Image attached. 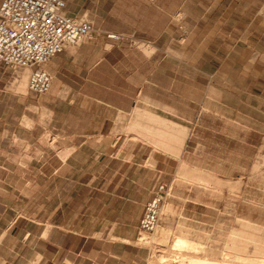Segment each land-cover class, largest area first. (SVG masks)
Returning a JSON list of instances; mask_svg holds the SVG:
<instances>
[{"label":"crops","instance_id":"obj_1","mask_svg":"<svg viewBox=\"0 0 264 264\" xmlns=\"http://www.w3.org/2000/svg\"><path fill=\"white\" fill-rule=\"evenodd\" d=\"M66 10L94 30L44 63L48 92H18L0 68V264H148L136 238L162 183L175 221L212 225L231 204L245 214L264 191L253 174L264 0H67Z\"/></svg>","mask_w":264,"mask_h":264},{"label":"built area","instance_id":"obj_2","mask_svg":"<svg viewBox=\"0 0 264 264\" xmlns=\"http://www.w3.org/2000/svg\"><path fill=\"white\" fill-rule=\"evenodd\" d=\"M67 0H1L0 61L13 69H29L28 89L42 94L51 89L52 74L44 63L67 47L79 45L94 30L87 15L67 12ZM110 38L122 34L108 31ZM172 187L162 183L146 203L138 228V243H146L161 224Z\"/></svg>","mask_w":264,"mask_h":264},{"label":"rangeland","instance_id":"obj_3","mask_svg":"<svg viewBox=\"0 0 264 264\" xmlns=\"http://www.w3.org/2000/svg\"><path fill=\"white\" fill-rule=\"evenodd\" d=\"M138 44L143 46L142 42H138ZM0 68L1 70L7 69V74L12 76L10 84L14 90L18 92L28 91L29 70L13 69L7 67L2 61H0ZM25 74L28 75L22 88L20 82ZM42 142L47 146H55V137L48 132L44 139L42 138ZM16 143L18 144V142ZM26 148H29V146ZM253 174L264 176V152L259 153L253 166ZM257 182L258 184L262 183L264 187V179H258ZM253 190L255 192L253 191L247 196L246 204L242 206L245 214H242L240 210L231 204L221 211L219 217L221 219L212 225L190 221H175L173 219L175 211L168 204V199L163 209L160 227L150 237L149 243L141 244L137 242L140 246L148 248L150 252L148 264H156L161 256H165L170 262L176 260L171 264H179L187 261V259L190 260L191 256H209L222 261L224 260V258L222 259L224 253L225 257L229 256L227 260L230 262L263 264L264 224L260 220L264 221V191L259 193L256 192V189ZM163 228L169 230V237L156 242L154 235H157L158 231ZM176 237L190 238L189 240L192 239V242L194 240L198 244L195 243L196 246L189 249H176L172 245ZM155 259L157 260L155 261Z\"/></svg>","mask_w":264,"mask_h":264},{"label":"bare ground","instance_id":"obj_4","mask_svg":"<svg viewBox=\"0 0 264 264\" xmlns=\"http://www.w3.org/2000/svg\"><path fill=\"white\" fill-rule=\"evenodd\" d=\"M24 70H29V69H24ZM30 71V70H29ZM28 75V74H27ZM25 76V75H24ZM25 81V80H24ZM22 86V85H21ZM153 235V234H152ZM151 235V236H152ZM150 236V237H151ZM150 237H149V240L146 242V243H143V244H148L149 241H150ZM191 241V240H190ZM186 239H183V238H175L174 242H173V247H175L176 249H181V250H184V249H189V248H193L194 246H196L194 243L190 242ZM167 250V249H166ZM163 251V250H162ZM164 254V253H163ZM162 254V255H163ZM229 255V254H228ZM157 256V255H156ZM239 256V255H238ZM162 257V256H161ZM160 257V260L157 261L156 264H171L173 261H176V260H173L172 262L169 261V259H166L165 256L162 257L161 259ZM259 257V256H258ZM159 258V256H158ZM246 258V257H245ZM249 258V257H248ZM187 259V258H186ZM229 256H226L224 258V260H210L208 258H191L190 260L187 259V261H183V262H180L179 264H246V262L244 263H239V262H230L229 260ZM157 259H155L156 261ZM180 261V260H178ZM177 261V262H178ZM176 262V263H177ZM262 263L264 264V261H262ZM150 264V263H149Z\"/></svg>","mask_w":264,"mask_h":264}]
</instances>
